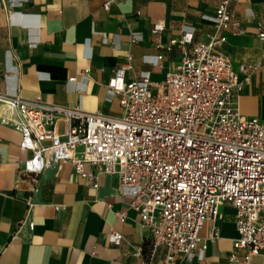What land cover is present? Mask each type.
<instances>
[{"label":"crops","instance_id":"0c3cea01","mask_svg":"<svg viewBox=\"0 0 264 264\" xmlns=\"http://www.w3.org/2000/svg\"><path fill=\"white\" fill-rule=\"evenodd\" d=\"M103 2L0 0V93L118 117V98L106 87L112 70L130 57L125 81L161 82L180 51H157L152 25L163 22V42L189 33L194 43H206L219 0H115L108 12ZM230 11L242 34H226L220 51L236 72L257 67L237 104L242 116L264 124V44L258 39V29L264 32V0H231ZM78 70H89L88 76L68 82ZM5 114L2 110L0 118ZM20 140L0 122V264H161L165 250L151 256V234L141 229L114 177L86 166L97 177L95 189L70 164H49L31 193L32 184L20 173L30 154L19 148ZM111 230L122 235L118 247L107 241ZM199 237L207 243L204 257L188 264H227L237 239L235 210L220 207L215 223L206 222ZM249 264H264V255L253 256Z\"/></svg>","mask_w":264,"mask_h":264},{"label":"built area","instance_id":"2783aa9c","mask_svg":"<svg viewBox=\"0 0 264 264\" xmlns=\"http://www.w3.org/2000/svg\"><path fill=\"white\" fill-rule=\"evenodd\" d=\"M114 3L104 0L102 9L108 12ZM230 3L219 0L206 43H194L189 33L163 42V22L152 25L156 50L178 49L180 58L161 82L125 81L130 57L112 70L106 87L118 98V117L0 93V112H6L0 122L20 134L19 148L30 154L20 173L32 184L31 193L37 192L43 170L61 162L96 189L89 166L116 179L141 229L151 234V256L165 250L161 264L201 261L207 243L199 232L206 222L215 223L223 205L235 210L237 232L227 264H249L253 256L264 255V124L242 116L237 104L257 67L236 72L220 51L226 34H242ZM258 32L264 44V32ZM136 40L131 33L130 43ZM88 73L78 70L68 82ZM26 203L32 206L30 199ZM121 240L114 230L107 236L114 247Z\"/></svg>","mask_w":264,"mask_h":264},{"label":"rangeland","instance_id":"374dc122","mask_svg":"<svg viewBox=\"0 0 264 264\" xmlns=\"http://www.w3.org/2000/svg\"><path fill=\"white\" fill-rule=\"evenodd\" d=\"M58 131H59V133H62L63 132V124H60L58 126Z\"/></svg>","mask_w":264,"mask_h":264}]
</instances>
